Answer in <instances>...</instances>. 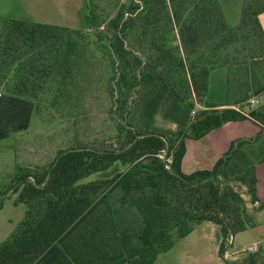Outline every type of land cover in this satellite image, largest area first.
Here are the masks:
<instances>
[{"label": "trees", "instance_id": "trees-1", "mask_svg": "<svg viewBox=\"0 0 264 264\" xmlns=\"http://www.w3.org/2000/svg\"><path fill=\"white\" fill-rule=\"evenodd\" d=\"M144 2L148 7L131 15L139 5L131 1L128 10H119L101 31L118 68L117 94L111 90L115 111L118 107L126 111L114 118V138L99 146L58 148L47 164L18 175L15 182L0 191V208L4 197L19 185L17 200L26 204L23 219L0 242V264H152L202 220L216 224L220 234L219 254L226 264H264L261 248L246 252L244 249L236 257L224 254L230 236L253 223L241 193L224 181L229 152L211 159L213 150H206V155L196 151L193 168L186 171V129L183 126L163 129L150 121L158 103L176 94L170 76L164 77L157 70L158 64L173 54L170 47L164 49L161 43L170 45L169 18L179 24L183 48L187 50L192 45L191 52H200L203 27L201 23L192 27L188 19H182L181 6L193 4L200 14L198 21L205 25L212 14L219 28H224L218 0ZM152 5L164 10L158 22H162L165 33L147 40L144 53H150V60H145L125 42L131 25L138 22L143 34L146 27L152 29L156 25L158 19L154 22L152 17L155 13L152 16L149 13ZM127 11L130 15L124 17ZM263 11L264 0H244L240 26L250 24L264 40L259 18ZM92 22L87 12L86 26ZM228 31L232 36L237 34L236 29L234 33L232 29ZM79 34L83 36L81 29L55 23L9 17L2 20L0 79L10 77L13 85L10 91L0 92V138L28 126L34 103L22 95L40 89L45 81L68 70ZM131 76L135 83L149 89L143 103L139 102V115L135 110L129 113L127 94ZM135 106L138 108L137 103ZM224 110L236 112V116L257 118L264 128V103L252 108L248 115L236 109L201 111L192 127L197 124L205 132L220 125L230 118L223 114ZM141 115L150 122L142 120ZM114 161L127 167L107 177L81 180L105 170ZM245 178L247 192L254 200L255 177L250 173Z\"/></svg>", "mask_w": 264, "mask_h": 264}, {"label": "rangeland", "instance_id": "rangeland-1", "mask_svg": "<svg viewBox=\"0 0 264 264\" xmlns=\"http://www.w3.org/2000/svg\"><path fill=\"white\" fill-rule=\"evenodd\" d=\"M131 1L139 4L131 15L138 14L148 7L144 0H14L10 10L6 13L8 15L0 17V27L3 18L9 17L77 28L82 30L83 35H78V44L75 47L72 63L66 72L45 81L40 89L22 95L31 98L34 105L30 122L26 128L13 131L6 137L0 138V191L6 190L15 182L18 175L47 164L52 160L58 148L80 144L99 146L114 138L116 132L114 118L117 113L125 114L126 111L119 107L115 111L111 90L113 89L117 94L118 68L113 51L107 45V39L101 31L107 21L119 10H128ZM243 2L244 0H218L226 25L224 28H219L212 14L206 18L208 21L205 25L203 21H198L200 14L193 4L180 7L182 19H188L187 23H190L192 27H196L197 23H201L200 26L203 27L201 33H204L202 36L204 39L199 47L200 52L197 50L191 52L192 45H189L187 50L183 48L179 39V24L173 17L169 18L172 23L169 33L172 35H167V37L171 46L161 43L164 49L166 46L170 47L173 54L158 64L157 70L164 77L170 76L176 94L169 100L166 101L163 98L158 103L150 121L163 129H177L179 126L186 129L188 133L184 157L186 171L193 168L195 163L193 154L196 151L203 153L206 146L212 143L209 140L213 136L212 129H214L213 127L204 132L197 124L192 127V122L200 116L201 111L228 109L214 106V102L225 100L220 98H222V81L224 85L226 83L224 75L227 69L230 74L228 79L232 92L226 101L232 100L238 107L243 104L248 105L253 95L249 96L247 91L255 90V82L264 84V40L257 31L251 29L250 24L240 26ZM188 8L191 10L189 11ZM160 11L162 9L159 5L151 6L150 16L155 13L152 16L154 22L158 19L152 29L150 26L146 27L143 34L142 27H139L137 22L131 25L127 32L125 42L127 47L145 60H150V57L148 58L150 53H144L147 40L149 41L155 34L161 36L165 33L162 22H158L162 20L164 14V10ZM87 12L93 22L86 26ZM189 12L192 13L189 15ZM129 15L128 11L124 13V17H129ZM228 29H232V33L236 29L237 34L232 36ZM196 46L193 44V47ZM201 55V59H197ZM211 68L213 69L211 82L207 87ZM128 83L130 84L127 94L129 113L131 115V111L135 110V113L139 115L141 107L139 102L143 103L148 96V86L144 87L138 82L135 83L132 76L128 78ZM12 85L10 77L5 80L0 79V92L10 91ZM258 100V105L264 102L263 93L259 94ZM136 103L138 108L135 106ZM252 105L247 107L248 114ZM223 114L227 117L236 116L228 110H224ZM245 117L254 123L259 122L260 130L264 131L260 120L252 116ZM141 119L150 122L144 116ZM234 137L233 135L229 139H234ZM238 139L247 140L249 138L240 134L236 136V140ZM213 140L215 144L220 141L217 136H213ZM260 141H264V135ZM227 151L230 152L229 148ZM242 151H245V148ZM239 157L242 159H238ZM212 158L216 159V156ZM244 159L247 158L242 154L228 160L226 163L227 177L224 181L239 192L245 193L247 185L246 189L241 190V184L235 178L237 174L245 177L250 174V171L244 172L245 165L237 161ZM126 167V164L114 161L105 170L93 172L81 180L107 177ZM19 190L20 185L17 190L11 191L3 199L0 208V242L24 217L26 204L24 201L17 200ZM254 238L258 241H251ZM219 240L220 234L216 225L209 220H202L194 225L186 235L176 239L172 246L164 254H160L161 256L159 255L152 264H225L219 254ZM255 247L256 249L264 248V215L258 217L253 228L246 232H235L233 242L230 236L224 254L231 257L228 254L239 255V251L255 250Z\"/></svg>", "mask_w": 264, "mask_h": 264}, {"label": "crops", "instance_id": "crops-1", "mask_svg": "<svg viewBox=\"0 0 264 264\" xmlns=\"http://www.w3.org/2000/svg\"><path fill=\"white\" fill-rule=\"evenodd\" d=\"M13 2H14V0H0V17H4V16L8 15L6 13H8V10H10ZM263 16H264V11L261 12L259 15L260 22H261L262 27L264 29ZM212 70L213 69L211 68L209 71V74H208L207 87L210 86ZM229 76H230V74H228V69H227V72L224 75V77H226V83L224 85V81H222V96H221L222 98H220V99H225V100H218V101L214 102V106L220 107V108L236 109L239 113H241L243 115H248L246 110H247V107H249V105H251V104H249V103H248V105L243 104L241 107H238L235 105V102H233L232 100L226 101V99L228 98V95L232 92V91H230V85L231 84H230L229 79H228ZM234 82H237V81H234ZM233 85H234V83L232 84V86ZM255 85H256L255 90L249 89L247 91L249 96L253 95L257 99L256 103H253L252 108H257L264 103L263 102L262 104H259V105L257 104L259 101L258 100L259 94L260 93L264 94V84H259V83L255 82ZM257 90H259V91L256 92ZM220 92H221V90H220ZM232 113L237 115L236 112H232ZM260 127L261 126H260L259 122L254 123L253 121H251L247 117H244V116H243V118H242V116L230 117L227 120H225V122L222 125L216 126V127H214V129H212L213 136H217L220 139L218 144L214 143L215 141L213 140V136L210 135L211 139L209 140V142H212V143H209L210 145L208 144L206 146V149L203 152V154H205L206 150H208V149L213 150V154L211 156V159H215L212 157L216 156V158H217V157L221 156L223 154V152L224 151L226 152L229 148L230 152H229V159L228 160H230V159L232 160V158H234L235 156H241L242 154H244L245 158H247L244 160H237V161L239 163H242L245 165L244 166V172L250 171V173H252L254 175L256 196H255V199L252 200L250 194L247 191L245 193L240 192L242 197L245 200L246 207H247V209H248V211L251 214V217L253 219L252 225L248 226L247 228H245L243 230H240V231H245V232H246V230L253 228L255 223L258 221V217L264 215V206H260V204L264 202V141L263 142L260 141V138H262L264 135L263 134L264 131L260 130ZM240 134H241V136H244V137L249 138V139H247V140H240V139L236 140V136H240ZM233 135L235 136L234 139H229V138H232ZM238 138H240V137H238ZM244 148H245V151H242V149L244 150ZM193 158H194V154H193ZM238 159H242V157H239ZM194 161H196L195 158H194ZM237 181H238V183L241 184V187H242L241 190L246 189V185H247L246 180L244 181L243 179H240ZM254 236H252V237H254ZM233 240H234V234L232 235V242H233ZM251 241H258V239L254 238ZM255 249H256V247H255ZM261 249L264 250V248H261ZM164 253L165 252H163L162 254H164ZM237 255L238 254H236V253H234L233 255L228 254V256H231V257H236ZM225 264H226V262H225Z\"/></svg>", "mask_w": 264, "mask_h": 264}, {"label": "built area", "instance_id": "built-area-1", "mask_svg": "<svg viewBox=\"0 0 264 264\" xmlns=\"http://www.w3.org/2000/svg\"><path fill=\"white\" fill-rule=\"evenodd\" d=\"M257 101V99L255 98V96H253V97H251L250 99H249V104H253L254 102H256Z\"/></svg>", "mask_w": 264, "mask_h": 264}]
</instances>
